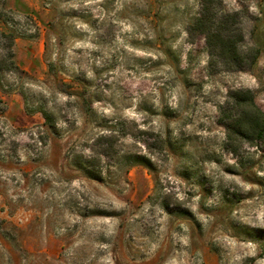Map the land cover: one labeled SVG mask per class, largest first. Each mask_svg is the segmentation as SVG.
Masks as SVG:
<instances>
[{
  "label": "rangeland",
  "instance_id": "obj_1",
  "mask_svg": "<svg viewBox=\"0 0 264 264\" xmlns=\"http://www.w3.org/2000/svg\"><path fill=\"white\" fill-rule=\"evenodd\" d=\"M219 2L241 70L190 34L200 0H0V264H264V145L219 123L235 89L264 110V0ZM122 125L102 180L74 164Z\"/></svg>",
  "mask_w": 264,
  "mask_h": 264
},
{
  "label": "trees",
  "instance_id": "obj_2",
  "mask_svg": "<svg viewBox=\"0 0 264 264\" xmlns=\"http://www.w3.org/2000/svg\"><path fill=\"white\" fill-rule=\"evenodd\" d=\"M219 1L200 0V10L189 26V32L205 36L210 56L221 62L226 70H241L250 62L240 50L244 36L239 29L234 28L236 14L225 13L219 7ZM7 16L6 11L0 9V22L8 21ZM2 37L6 39V53L0 57V72H17L20 67L13 49L15 34L1 30L0 39ZM219 123L226 131V146L232 153H237L245 143L257 148L264 145V110L250 89L240 88L228 93L226 101L220 106ZM120 134H125V125H122L118 133H100L93 141L97 151L87 155L78 153L74 164L91 178L102 180L107 159L112 160L119 152L117 144ZM135 158L140 163L148 162V159L140 155Z\"/></svg>",
  "mask_w": 264,
  "mask_h": 264
}]
</instances>
